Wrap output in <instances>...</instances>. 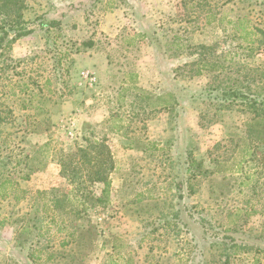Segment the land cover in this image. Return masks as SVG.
Returning a JSON list of instances; mask_svg holds the SVG:
<instances>
[{"label": "rangeland", "instance_id": "1", "mask_svg": "<svg viewBox=\"0 0 264 264\" xmlns=\"http://www.w3.org/2000/svg\"><path fill=\"white\" fill-rule=\"evenodd\" d=\"M92 2L0 0V264H264V175L224 165L252 118L224 90L264 89V0ZM85 139L113 155L106 204L90 166L57 176Z\"/></svg>", "mask_w": 264, "mask_h": 264}, {"label": "trees", "instance_id": "2", "mask_svg": "<svg viewBox=\"0 0 264 264\" xmlns=\"http://www.w3.org/2000/svg\"><path fill=\"white\" fill-rule=\"evenodd\" d=\"M99 0H93L92 5H95ZM125 2L126 0H120ZM143 19V16L140 17ZM52 25V26H50ZM60 21H52L49 25L40 26L42 29L52 28L53 26H59ZM141 29V36L143 38H147L151 43L153 48L157 53L158 59H164L165 51L163 49V43L159 37L157 32L149 33L146 28ZM33 32L31 30H26L25 33L16 35L12 40H15L19 37H26L31 35ZM264 36V32H262ZM8 36V35H7ZM4 37L0 39V47ZM217 67V66H216ZM230 97H234V101L236 99H241L242 105H245L252 112V118L247 121L243 127L241 128L242 137L240 140V144L237 142L233 149V153L229 157L228 161L224 163V165H229L228 173L232 175H240L244 177L245 180H251L256 175H264V89L259 93L254 94H244L239 90H235L234 88L230 89L227 93ZM173 102L176 105H179V100H175V95H171ZM233 103V102H232ZM85 146L78 147V153H84L82 159L80 161H75L72 159L69 164L74 165L72 168V172L67 171L68 163L63 162L62 159L58 160V164L61 166V174L62 177L69 180L71 183H74L77 178L82 177V166H90V170L87 174V179L81 178L80 181H90L94 184H104V188L101 191L100 196L97 198V201L100 203L106 204L108 202V188H109V176L111 172L114 170V162L113 155L110 147L106 144V141L103 140H93L89 141L85 139ZM263 149L261 154H258V150ZM256 162L257 165L253 166L251 162ZM93 164V165H92ZM193 165L197 169H202V162L193 161ZM190 170V169H189ZM46 195L50 198L49 203L52 208L58 210L64 203H68L71 206L77 205V203L81 201L82 209L80 212H86L92 206L87 204V198L84 200L78 199L73 196V193H68L63 196V199L58 198L51 192L50 194L46 193ZM51 195V197H50ZM115 248V246H113ZM236 253V252H235Z\"/></svg>", "mask_w": 264, "mask_h": 264}, {"label": "crops", "instance_id": "3", "mask_svg": "<svg viewBox=\"0 0 264 264\" xmlns=\"http://www.w3.org/2000/svg\"><path fill=\"white\" fill-rule=\"evenodd\" d=\"M140 35H141V33H140ZM142 37V36H141ZM83 74V76L87 79V81L86 80H83L82 81V83L84 82L85 84L86 83H88L89 85H92L93 84V82L94 81H96V79L94 78V80H93V78H90V77H88L90 74L92 75L93 73H90V72H87V73H82ZM54 164H56L57 166L56 167H58L57 168V176L58 177H60V178H63V179H65L64 177H62V174H61V166L58 164V162H56V163H54ZM49 171V170H48ZM24 180H25V182H28L29 180H31L32 179V181L34 180V177L32 176H29L28 178H23ZM24 180H22V181H24ZM8 181H12V180H8ZM22 181H20V180H17V182L19 183V185L21 186V188H22V191H23V193L24 194H27V195H29V193H28V191H27V189L28 188H23V184L21 183ZM17 182H13L12 184H15L16 185V187H19L18 186V184H17ZM30 182H28L27 184H29ZM54 187H52V186H46V187H44L43 189L41 188V190H36L38 193H43V194H45V193H48V194H50L54 189H53ZM49 196V195H48ZM50 197H51V195H50ZM6 199H8V200H12L13 199V197L10 195V194H6Z\"/></svg>", "mask_w": 264, "mask_h": 264}]
</instances>
